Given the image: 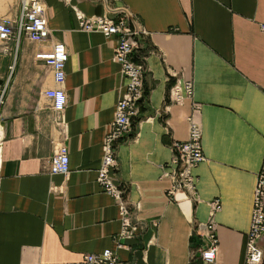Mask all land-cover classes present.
<instances>
[{
    "label": "crops",
    "instance_id": "crops-1",
    "mask_svg": "<svg viewBox=\"0 0 264 264\" xmlns=\"http://www.w3.org/2000/svg\"><path fill=\"white\" fill-rule=\"evenodd\" d=\"M40 1L48 35H20L0 49V264H93L84 253L104 247L127 264H241L264 165V0ZM121 8L143 30L133 56L144 68V98L117 144L113 174L139 228L116 245L117 208L94 177L123 78L111 56L115 35L80 29L74 10L114 17ZM18 9L19 0H0V16ZM54 41L67 51L60 111L43 93L56 85L52 70L35 56ZM169 68L191 80L204 155L191 168L194 192L175 190L174 200L163 164L171 141L186 137L190 100L168 101ZM60 144L68 171L50 173L48 158ZM215 196L217 249L205 263L193 255L200 243L193 225L208 218ZM258 244L264 264V233Z\"/></svg>",
    "mask_w": 264,
    "mask_h": 264
},
{
    "label": "built area",
    "instance_id": "built-area-1",
    "mask_svg": "<svg viewBox=\"0 0 264 264\" xmlns=\"http://www.w3.org/2000/svg\"><path fill=\"white\" fill-rule=\"evenodd\" d=\"M77 25L85 31H99L103 35H115V43L111 56L118 64L119 73L123 78L120 96L115 101L113 115L107 125V129L101 139V156L95 169V181L99 188L109 194L117 208V217L120 223L113 240L120 245V239L134 237L138 233L139 224L131 221V206L124 197V185L113 177L117 167L116 147L121 141L128 138L131 131L132 118L137 114L138 106L144 98L143 65L133 56L138 47L137 36L143 30L134 19V15L121 8L117 15L110 17L106 14L85 16L80 11L74 10ZM261 31H264V19L258 23ZM23 35L31 40H42L48 35L44 7L40 0H19V9L16 17L0 16V41L1 50L7 51L6 42L9 39H17ZM35 56L43 59L52 70V79L55 86L46 88L43 93L50 99L51 107L60 111L66 102V94L61 87L65 71L64 65L67 59V51L61 41H54L44 51H38ZM168 73L174 77L168 89V101L180 103L185 98L190 100V113L186 115L187 133L182 140L171 141V155L163 164L170 167L171 183L166 189V195L175 199V190L191 194L195 190V177L191 168L204 155L201 149V132L199 125L192 118V111L198 108V103L192 100L191 80L181 76L178 70L169 68ZM48 171L50 173H66L68 171V154L64 144L58 145L49 156ZM209 216L204 221H198L193 229L200 237V243L194 254L203 262L213 261L217 249V236L213 212L220 207L217 196L207 201ZM137 204H134V208ZM264 233V165L259 171L252 192L250 218L247 229L244 232V253L241 264H259L263 257V249L258 244L259 237ZM83 259L93 264H127L119 259L108 247L98 251L84 253Z\"/></svg>",
    "mask_w": 264,
    "mask_h": 264
}]
</instances>
